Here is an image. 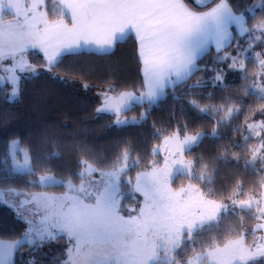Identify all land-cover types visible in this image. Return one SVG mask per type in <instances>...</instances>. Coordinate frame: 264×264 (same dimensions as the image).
I'll return each mask as SVG.
<instances>
[{"label": "snow or ice", "instance_id": "6c2138e0", "mask_svg": "<svg viewBox=\"0 0 264 264\" xmlns=\"http://www.w3.org/2000/svg\"><path fill=\"white\" fill-rule=\"evenodd\" d=\"M193 3L201 6L200 0H193ZM208 3H214V0H208ZM257 10L264 12V0H254L243 10H234L229 0H219L207 11H193L184 0H0V72L6 74L0 76V80L11 85L12 91L6 96L12 100L20 93L21 76L16 74L17 71L33 76H38L41 71L50 72L65 55L92 47L114 48L133 32L142 64V87L146 91L138 94L122 91L112 96L108 93L115 91V86L110 84L101 94L102 106L96 111L115 116V126L137 125L147 119L152 106L166 95L168 89L172 90L174 98H179L175 92L178 85L195 89L207 83L197 81L188 85L186 81L196 71L216 72L214 66L201 68L198 63L210 45H215L214 65L230 60L229 70H239L241 79H247V70L240 57L248 58L254 44L264 42V20L249 27L245 15L252 13L255 16ZM6 13L13 14V20L4 21ZM50 13L57 18L49 19ZM233 25L236 35L231 30ZM257 31L261 35H254ZM245 34L249 39L247 47L243 48L239 38ZM233 41L236 42V55L226 51L233 47ZM29 49H38L42 54L43 69L27 61ZM261 55L253 54L264 70ZM5 61L10 64L5 66ZM257 78L264 80V71L258 73ZM222 81L221 73L211 78L213 84ZM243 87L264 99V84L251 83ZM145 102L148 109L140 113L139 118H121V113ZM187 103L209 117L223 111V106L201 108L195 100ZM240 111L242 109L228 108L226 116L217 123L224 124L234 112ZM260 112L264 115V108ZM186 127L181 125L180 129L163 138L162 146L152 148L153 155L163 153V163L158 165L152 161L151 170L137 173L134 184L131 179H124L130 169L139 166L140 157L133 158L131 148L118 153L105 168L79 160L81 170L74 173L81 180L77 185L71 178L37 177L36 167L42 163L41 158L27 149H20L18 140L10 141L4 162L6 164L10 156L12 173L34 177L25 181L28 187L62 185L66 190L55 194L17 190L11 186L0 188V203L13 208L28 224L21 240H0V264H12L13 250L23 242L30 245L39 242V246H43L45 242L65 238L67 258L59 264H256L264 257V236L258 237L251 246L246 245L244 234L226 241L222 247L213 239L208 248L200 252L193 250L192 255L187 256L186 244L192 245L197 237L218 229L229 215L247 212L261 221L250 230L251 234L264 230V205L261 204L264 193L259 199L255 196L238 199L241 194L238 186L227 201H218L212 198L218 190L211 188L206 193L189 183L173 189V181L181 175L205 185L215 182L209 174L210 165L202 163L203 157L186 160L184 153L198 146L205 137L218 138V128L214 127L211 133L201 131L189 135L185 132L181 138L180 133ZM246 128L250 135L254 132L260 137V132L255 129H264V121L246 124ZM155 135L159 137V130ZM261 139L264 141V137ZM58 155L53 152L44 159ZM217 159L226 162L227 155L222 154ZM198 165L202 169L200 172L196 171ZM245 166L264 171V142L252 150V157L245 161ZM94 173L99 174V179L94 178ZM122 185H132L131 191L143 196V201L137 202L138 208L122 205ZM5 194L17 197L18 201L13 203L4 199ZM29 264L36 262L29 261Z\"/></svg>", "mask_w": 264, "mask_h": 264}, {"label": "trees", "instance_id": "16d2710c", "mask_svg": "<svg viewBox=\"0 0 264 264\" xmlns=\"http://www.w3.org/2000/svg\"><path fill=\"white\" fill-rule=\"evenodd\" d=\"M229 2L234 10H243L254 0ZM245 15L248 17L249 27L264 20V12L259 10L255 16L252 13ZM49 17H54V14L50 13ZM247 35L239 39L243 40ZM132 37L134 35L129 34L126 41L117 43L109 51L80 50L77 54L65 55L62 62L50 72L41 71L38 76L21 75L19 96L12 100H8L6 96L9 89L6 91L0 88V186H16L27 190L45 188L28 187L25 181L34 177L9 171V163L5 164L4 160L8 142L13 137H18L22 145L41 158L42 163L36 167V176L52 172L63 179L79 181L80 178L74 175L81 169L79 160L85 159L105 168L118 153L131 148L132 157H140L139 166L135 168H144L153 156V145L165 135L180 129L181 125H187L182 133H211L214 127L218 128V138L205 137L198 146L188 151L193 159L201 156L202 163L210 165L209 174L214 177L215 182L205 185L201 181L181 175L182 178L177 176L174 183L192 181L200 185L206 193L209 188L218 190L213 196L217 199L227 198L238 186L241 189L240 197L258 194L262 190L264 171H254L252 166H245L251 147L256 142L253 135L245 139V126L248 121L264 120V115L260 112L264 108V99L257 98L249 89L246 91L243 87L245 79L230 77L233 70L226 67L228 61L213 64L215 49H209L198 63L201 68H224L222 82H211V78L215 76L211 70L196 71L186 84H195L197 81L207 83L195 89H188L184 84L178 85L175 92L179 98H174L172 90L168 89L166 95L152 106L147 119L137 125L118 127L113 124V115L97 113L96 109L100 104L98 89H108L110 84L115 86L113 92L144 89L138 45ZM235 43L233 41V45ZM228 49L231 48L226 50ZM29 56L30 60L36 57L37 64L44 65V59L39 53L30 50ZM85 84L88 85L87 88L83 87ZM189 100L197 101L201 108L208 105L223 106V111L209 117L192 108L187 103ZM228 108H239L242 111L234 112L228 121L218 124L221 117L226 116ZM147 109L148 104L145 102L133 106L130 111L123 112V115L139 118L140 113ZM157 130L159 137L155 135ZM53 152L59 155L44 159ZM222 154L227 155L226 162L217 159ZM213 168L218 170L212 171ZM196 169L202 171L199 165ZM255 220L244 211L238 216L229 215L218 229L197 237L196 243L189 245V251L204 249L213 243V239L216 244H222L242 229H249ZM24 225V221L10 207L0 205L1 238L19 237L23 233ZM254 236L255 234L248 232L246 241L252 242ZM17 257L14 264H26L23 258L20 260ZM262 262L264 257L256 261V264Z\"/></svg>", "mask_w": 264, "mask_h": 264}, {"label": "rangeland", "instance_id": "374dc122", "mask_svg": "<svg viewBox=\"0 0 264 264\" xmlns=\"http://www.w3.org/2000/svg\"><path fill=\"white\" fill-rule=\"evenodd\" d=\"M3 19H4V21H11V20H13V14L6 13L3 16ZM259 22L260 21L255 22L254 24H257ZM254 35H257L258 36V35H261V33L259 31H257V32L254 33ZM248 39H249V36L247 35L246 38H244L243 40H240V43H241V45H242L243 48H246L247 47L246 41ZM234 45H233V47H231V49L226 50L227 52H230L232 55H236V53L234 51ZM35 52H37V51H35ZM257 52L258 53H262V55H261L260 58L261 59H264V42H256L254 44L253 48L249 50V53L247 54V57L248 58H245V56H241L240 57V59L243 60V62L245 64V67H246V70H247V79H245V83H244L245 85H248V84H251V83H262V84H264V80H261V79L257 78V74L258 73H261L262 71H264V70H262L260 68L259 64L257 63V61L255 60V58L253 56V54L254 53H257ZM29 58H30V56H29ZM26 59H27V61L29 63L33 64L36 68L43 69L44 65L37 64L38 63V59L36 57H32L33 62H32V60L30 62L28 58H26ZM229 63H231L230 60L228 61V64ZM9 64H10V61H5V66H8ZM228 64H227L226 67H228ZM217 73H221L223 75V78H224V76H225V70H224V68L217 69L216 72H214V74L216 75ZM23 74L30 75L28 73H21V72L18 73L19 76H21ZM4 75H6V74L3 73V72H0V76H4ZM230 77L231 78L241 77V72L239 70H233V72H232V74H231ZM0 88H4L6 91L9 89V93H11V91H12L11 85L8 84L6 81H3V80H0ZM106 90H107L106 88H101V89H98L97 90V93H98V96H99V99H100V104H99L98 108L102 106V99H103V97H102L101 94L104 93ZM122 91L135 92V93L138 94L139 92H142V89L139 90V91H134V90H121V91H117V92H109L108 94L109 95H112V96H115V95H117L118 93H120ZM131 117H135V116H126V115H123V113H121V118H131ZM114 120H115V116H114ZM262 121H264V120H252V121H248L247 124H258L259 122H262ZM245 128H246V126H245ZM245 130H246L245 137L250 136V130L247 129V128ZM175 131H177V130H174L173 132H175ZM255 131L256 132H260L261 136L260 137H257L254 132L251 134V135H253V136L256 137V142L251 147V151H250V155L248 156V160H250L251 157H252V150L255 149L256 147H258L262 142H264L261 139V137H264V129L256 128ZM173 132H171V133H169V134H167L165 136H169ZM197 132H201V131H197ZM197 132H190V133L189 132H186V133L189 134V135H194ZM180 135H181V138H183L184 133L181 132ZM164 137H162L161 140L158 143L154 144L153 147L154 146H157V145L162 146L163 145V138ZM12 140H18L19 141V138L18 137H13V138H11L9 140V142L12 141ZM9 142H8V144H9ZM19 148L20 149H27L28 150V148L25 147L24 145H22L21 143H19ZM20 158L22 159V154H21ZM184 158L186 160H193V158L190 155H188V151H186L184 153ZM152 161H156L158 165H162V163H163V153H161L159 155H153L152 158H151V160L148 162V165L146 167H144V168H139V169L132 168V169H130L128 171V173H127V176L124 179L125 180L131 179L132 182H133V184H134L135 183V177H136L137 173L142 172V171H150L151 170L150 167H149V165H150V163ZM257 162H259V160H257ZM7 163H9L8 164V167H9V171H11L12 165H11V158H10V156L8 157V162ZM89 163L92 164V165H94L91 162H89ZM94 166H96V165H94ZM96 167H98V166H96ZM196 171L199 172L197 169H196ZM20 174H22V173H20ZM41 175H55V174L52 173V172H44V173L38 174L37 177L38 176H41ZM55 176L58 179H63L60 176H57V175H55ZM93 176H94L95 179H99V174L98 173H94ZM84 179L86 181L87 180V177H85ZM63 180H67V179H63ZM73 183L79 185L81 183V180H79V181H73ZM189 183L195 184V185H197L198 187L201 188L200 185H198L197 183L192 182V181L178 182L177 184L174 183V181H173L172 188L173 189H179L180 187L186 186ZM262 183L261 184L264 185V180L262 181ZM174 184H176V185H174ZM7 187H9V186H0V188H7ZM11 187L17 188V190L23 189L22 187H16V186H11ZM50 187L52 189H50ZM131 188H132V185H122V189H123V192H124V197L122 199V205H126L128 208L135 209V208H138V203L137 202L138 201L139 202H142L143 201V196L140 193H138V192L133 193L131 191ZM24 190L25 191H31V192H49V193L60 194V193L64 192L66 189L62 185H55V186L45 187L43 190H27V189H24ZM236 190L237 189H234L230 195H232L234 192H236ZM262 193H264V187H262V190L258 194H256V195H248L246 197H240V196H238L237 198L238 199H248L249 196H255V197H257L259 199ZM227 198H224V199L214 198V199H216L218 201H227ZM4 199L10 200L13 203H15V202L18 201V198L17 197H15V196H8L6 194L4 195ZM261 204L264 205V200L261 201ZM0 205H4V204L0 203ZM11 209L16 214V211L13 208H11ZM253 211H254V209H253ZM124 214L127 215L128 213L125 212ZM132 214H135V213H132ZM16 216H17V214H16ZM23 221L25 223L24 229H23V233H24V231H26V229L28 227V224H27V222L25 220H23ZM259 222H261V221L255 220L251 224V226H250L249 229L248 228L242 229L237 235H234V236L228 238L226 241L232 240V239H236L239 236H241L242 234H244L245 235V243H246V245L251 246L253 244V242L257 240L258 237L264 236V230H258V231L255 232V236H254V238H252L253 239L252 242H247L246 241L247 233L248 232H251L250 230L257 223H259ZM23 233L19 237H16V238H1L0 237V240H3V241H16V240H21L22 237H23ZM224 243L218 244V245L222 247ZM208 247L209 246H207L206 248H208ZM185 248L187 249V256L190 257L192 255V252L193 251H191V252L189 251V245H187V244L185 245ZM206 248H204V249H206ZM65 249H66V238L65 239L57 240L55 242H45L43 244V246H39V242L34 243V244H31V245L28 244L27 242H23L21 245H19L16 249L13 250V253H12V264H14L15 257H17L16 255H18L17 259H20L21 260L23 258L25 260L26 264H29V261H35L36 264H59L60 261H62V260H64V259L67 258ZM204 249L197 250L196 252L203 251ZM177 252L179 253L180 250H177Z\"/></svg>", "mask_w": 264, "mask_h": 264}, {"label": "crops", "instance_id": "0c3cea01", "mask_svg": "<svg viewBox=\"0 0 264 264\" xmlns=\"http://www.w3.org/2000/svg\"><path fill=\"white\" fill-rule=\"evenodd\" d=\"M184 2L188 5V7L193 10V11H207L210 7H213L215 6V3H219V0H214V3H208V0H200V4L201 6L200 7H197L195 3H193V0H184ZM57 16L54 15V17L50 18L49 19H56ZM70 23V21H69ZM231 30L233 31V35H235V32H236V29H235V26L233 25ZM129 34H132L134 35L133 32H130ZM215 49V45H210L209 49ZM113 48H108V49H97L95 47H92L91 49H85V50H92V51H97V52H105V51H109ZM30 50H34V51H37L40 55H42L38 49H29L28 51V55L26 58L29 59V61L31 62L30 58H29V52ZM80 51V50H78ZM43 57V56H42ZM19 71H17V75H18ZM142 91H146V88L142 89Z\"/></svg>", "mask_w": 264, "mask_h": 264}]
</instances>
